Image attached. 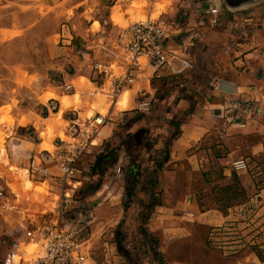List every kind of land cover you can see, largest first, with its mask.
I'll return each instance as SVG.
<instances>
[{
	"label": "crops",
	"instance_id": "0c3cea01",
	"mask_svg": "<svg viewBox=\"0 0 264 264\" xmlns=\"http://www.w3.org/2000/svg\"><path fill=\"white\" fill-rule=\"evenodd\" d=\"M114 6L112 0H0V118L8 122L0 125V191L8 189L9 168L25 170L33 184L46 182L57 196L68 192L71 204L63 224L75 229L85 227L69 217L76 188L87 172L97 173L95 160L108 141L117 138L121 112L150 108L159 82L176 78L181 95L172 107L180 113L169 151L174 158L187 157L186 152L207 137L230 153H249L252 131L264 129V115H259L264 111V0H173L163 7V17L171 20L181 7L187 9V18L169 29L188 46L191 67L156 77L142 61L141 70L113 99L111 88L127 71V63L114 58L110 47L118 42L122 25L117 24L119 14L112 16ZM173 66L179 69V61L174 60ZM188 79L195 86L190 90ZM124 91L128 98L118 108ZM47 92L53 96L46 97ZM63 96L71 101L65 108ZM101 108L106 111L103 115ZM97 115L106 119L90 134L88 118ZM73 123L79 129L71 135ZM47 126L52 129L49 137ZM68 139L90 142L69 162L75 173L70 184L76 188L63 183L58 166L70 155ZM43 143L51 148H42ZM92 149L97 152L87 155ZM87 156L89 171L84 167ZM190 196L178 200L195 210L192 199L187 200ZM1 203L2 199L0 208ZM12 217L8 211L0 212L3 224ZM79 235L87 239L90 256V237L82 229Z\"/></svg>",
	"mask_w": 264,
	"mask_h": 264
},
{
	"label": "rangeland",
	"instance_id": "374dc122",
	"mask_svg": "<svg viewBox=\"0 0 264 264\" xmlns=\"http://www.w3.org/2000/svg\"><path fill=\"white\" fill-rule=\"evenodd\" d=\"M126 7L113 8L112 16L120 15L118 25L127 16L144 17V10L132 14ZM162 7L157 3L154 8ZM97 28L94 22L92 29ZM110 47L114 58H120L122 47ZM176 80L156 84L150 108L121 112L118 136L100 153L97 173L87 172L78 188L68 183L76 188L69 217L78 220V227L85 226L82 232L90 237L85 264H264V129L252 131L249 153H230L207 137L190 148L187 157L174 158L169 151L180 113L172 107L181 97ZM187 86L195 87L189 79ZM127 98L124 91L118 108ZM99 112L106 113L102 108ZM6 123L0 118V125ZM46 132L49 137L52 129L47 126ZM41 147L51 148L47 143ZM240 158L245 166L236 168L234 161ZM85 160L89 171V156ZM7 177L0 212L14 217L0 221V264H20L41 253L40 235L59 195L50 192L46 182H30L25 170L9 168ZM189 194L195 210L178 200Z\"/></svg>",
	"mask_w": 264,
	"mask_h": 264
},
{
	"label": "built area",
	"instance_id": "2783aa9c",
	"mask_svg": "<svg viewBox=\"0 0 264 264\" xmlns=\"http://www.w3.org/2000/svg\"><path fill=\"white\" fill-rule=\"evenodd\" d=\"M172 2L173 0H112V5H126L132 14L137 9L144 10L145 14L143 18L127 17L124 24L120 26L116 45L123 49L121 58L127 63V71L112 86L109 93L111 98L114 99L121 93L135 71L141 70L142 61H145L146 65L154 70L156 77L163 76L164 72L171 75L180 74L191 67L188 46L178 42L169 29L178 21L187 18V9L181 7L178 16L171 20L163 17V7ZM157 3L163 4L162 9L158 11L154 8ZM174 60L179 61V69L173 66ZM65 87L69 88L70 86L66 85ZM105 119L106 117L102 115L89 117L87 121L89 133H96ZM78 129L77 124H71L70 134L74 135ZM89 143L88 141L67 142L70 155L67 156V159L60 161L58 165L63 173L64 184L71 183L75 175L69 162ZM234 164L236 168L245 166L242 158L234 161ZM70 204V195L68 192H63L56 201L51 214L48 215L45 231L40 235L41 253L20 264H85V260L89 256L87 239L79 235L80 230L84 227L75 229L63 224L64 214ZM4 264H7V260Z\"/></svg>",
	"mask_w": 264,
	"mask_h": 264
},
{
	"label": "bare ground",
	"instance_id": "6f19581e",
	"mask_svg": "<svg viewBox=\"0 0 264 264\" xmlns=\"http://www.w3.org/2000/svg\"><path fill=\"white\" fill-rule=\"evenodd\" d=\"M122 22V21H121ZM48 95V94H47ZM50 96H53L52 94L49 95ZM125 97V96H124ZM125 99L126 98H123L122 102L124 101L125 102ZM61 104H62V107L65 108V107H68L69 105H71V101L70 99H68V97H62L61 98ZM71 107V106H70ZM61 114V113H60ZM31 249V248H30ZM32 250V249H31ZM30 250V251H31ZM32 253V252H31Z\"/></svg>",
	"mask_w": 264,
	"mask_h": 264
},
{
	"label": "trees",
	"instance_id": "16d2710c",
	"mask_svg": "<svg viewBox=\"0 0 264 264\" xmlns=\"http://www.w3.org/2000/svg\"><path fill=\"white\" fill-rule=\"evenodd\" d=\"M105 157L108 158V156H105ZM100 163H101V156H98V157L96 158V160H95V163H94L93 168L98 167V166L100 165Z\"/></svg>",
	"mask_w": 264,
	"mask_h": 264
}]
</instances>
